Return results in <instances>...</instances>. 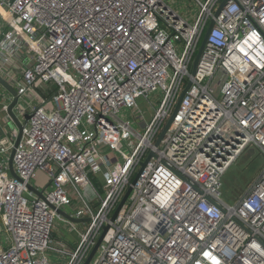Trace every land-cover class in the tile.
Wrapping results in <instances>:
<instances>
[{"label": "built area", "instance_id": "obj_1", "mask_svg": "<svg viewBox=\"0 0 264 264\" xmlns=\"http://www.w3.org/2000/svg\"><path fill=\"white\" fill-rule=\"evenodd\" d=\"M191 1L183 14L176 0H0V74L17 115L30 114L21 181L8 165L17 130L0 134V264H85L105 225L89 264H264V168L239 199L222 197L243 153L264 156V0H228L219 14L223 0ZM39 172L45 199L28 188ZM74 193L83 205L67 213L89 218L82 227L56 210ZM57 221L73 244L56 238Z\"/></svg>", "mask_w": 264, "mask_h": 264}, {"label": "rangeland", "instance_id": "obj_2", "mask_svg": "<svg viewBox=\"0 0 264 264\" xmlns=\"http://www.w3.org/2000/svg\"><path fill=\"white\" fill-rule=\"evenodd\" d=\"M173 5L183 14L190 11L195 13L197 11V7L191 0H176ZM138 105L142 111L146 112V117H150V111L147 110L149 103L146 99H139ZM124 113L127 115L125 117L130 119L133 125L137 126L134 113L131 115L132 111L129 113L128 110L124 111ZM263 168V154H261L257 149H248L226 172L223 180L222 197L231 203L239 199L253 186V184H255L260 177ZM94 181L96 186L99 187V182L96 180ZM36 184L40 187L45 186L47 184V176L43 175L39 177ZM73 196L75 199L77 198L76 193H74ZM1 225L2 224H0V251L5 249L9 242L7 234L2 229ZM56 226L61 227V222L57 221ZM53 257L54 256L52 255L51 258Z\"/></svg>", "mask_w": 264, "mask_h": 264}, {"label": "water", "instance_id": "obj_3", "mask_svg": "<svg viewBox=\"0 0 264 264\" xmlns=\"http://www.w3.org/2000/svg\"><path fill=\"white\" fill-rule=\"evenodd\" d=\"M228 0H223V2L221 3V6L219 8V10L217 11V14H219L222 10V8L224 7V5L226 4ZM214 25V22H211L207 32L205 33L204 35V38L201 42V45L197 51V54H196V57H195V60H194V63H193V68H192V73L195 74L196 72V69H197V64H198V61L205 49V46H206V43H207V40H208V35L209 33L211 32V29ZM190 82L188 83L187 87L184 89V91L182 92V94L180 95V98H179V102L178 104L181 102L184 94H185V91L187 90V88L190 86ZM0 85L3 86L9 93H11L12 95V100L10 101L9 105H8V108H7V112H8V115L10 117V126L12 129H15L17 130V137L14 141V145H13V148L11 150V153L9 155V160H8V165H9V170H10V173L12 174V176H14L17 180L21 181L22 179L18 176L15 168H14V155H15V152H16V148L17 146L19 145L20 141H21V138H22V135H23V129H24V125L25 123L28 121V119L30 118V114L29 113H26L24 115L23 118H20L17 113H16V109H17V106L19 105L20 103V97H19V94H18V91L16 90V88L3 76L0 74ZM178 107V105H177ZM175 115V113H174ZM174 115H172V117L169 119L166 127L164 128V130L162 131V133L160 134L159 138H158V141L157 143H159L160 139L163 137L164 133L166 132L167 128L169 127ZM146 162H143L142 163V167H144L146 165ZM135 181V180H134ZM28 188L30 190H32L34 193H36L39 197H41L42 199H45V196H44V190H39L37 189L34 185H32L31 183L28 184ZM131 192V187L127 190L125 196L123 197L122 201L120 202L116 212L114 213L113 215V219L116 217L118 211L121 209V207H123V205L125 204V202L127 201V198L129 196ZM53 208H56L54 205H51ZM56 210L58 211V213H60L61 215H63L64 217L68 218L69 220H71L72 222H80V221H88L89 218H86V219H76L74 217H72L70 214H68L64 209L62 208H56ZM109 226L105 225L103 227V233L102 235L100 236V238L98 239L96 245L94 246L93 250L91 251L88 259L86 260V263L85 264H89V262L91 261L92 257L94 256V254L96 253V251L98 250L103 238L105 237V234L108 230Z\"/></svg>", "mask_w": 264, "mask_h": 264}, {"label": "crops", "instance_id": "obj_4", "mask_svg": "<svg viewBox=\"0 0 264 264\" xmlns=\"http://www.w3.org/2000/svg\"><path fill=\"white\" fill-rule=\"evenodd\" d=\"M4 16L5 15L0 14V31L2 29H4L5 26H6V23H5V20H4ZM20 70H21L20 69V64L18 62H10L9 66L5 67V71H6L5 73H7V75H13L14 77L18 76L20 74ZM2 87L0 85V103H1V105H3L4 103L12 100L11 93H9L6 89H3L4 87L3 88ZM22 105H25L24 101L21 102V107H23ZM0 115H2V117L4 118V121L1 120V122H0L1 123L0 127H2V128L4 127V132H2L0 130V134L2 135V138H3L4 142L7 143L8 142L7 141V137H8V135L10 136V134H12L11 131H13V129L10 126V121L11 120H10L9 117L6 118L5 113L2 110H0ZM20 118H22V117L20 116ZM7 129L9 130V132L8 131L5 132V130H7ZM43 175L47 176L46 173L39 172L37 178L33 181V185L36 188L43 189L47 185L46 184L45 186L40 187V186H37V184H36L38 179H39V177H41ZM47 181H48V177H47ZM88 194L89 193H87V192L85 193L86 199H90L91 198V195L90 194L88 195ZM76 197L77 198L75 199V197L73 196V203L70 206L65 207V211L66 212L74 213L78 208L82 207L83 201H81L80 197L77 194H76ZM83 222H86V221L84 220V221H80V222H77V223H79L80 224L79 226L82 227V226H84ZM55 235H56L57 239L65 242V243H68V244H73L76 241V239H77V234L75 232H70L68 227H67V225L63 224L62 222H61V227H57L56 226Z\"/></svg>", "mask_w": 264, "mask_h": 264}, {"label": "bare ground", "instance_id": "obj_5", "mask_svg": "<svg viewBox=\"0 0 264 264\" xmlns=\"http://www.w3.org/2000/svg\"><path fill=\"white\" fill-rule=\"evenodd\" d=\"M0 9H2V8H0ZM3 10V9H2Z\"/></svg>", "mask_w": 264, "mask_h": 264}]
</instances>
